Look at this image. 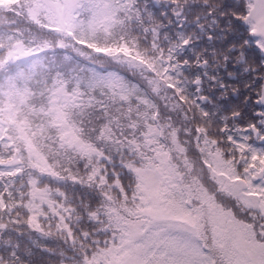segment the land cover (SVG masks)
Wrapping results in <instances>:
<instances>
[{"label": "snow or ice", "instance_id": "obj_1", "mask_svg": "<svg viewBox=\"0 0 264 264\" xmlns=\"http://www.w3.org/2000/svg\"><path fill=\"white\" fill-rule=\"evenodd\" d=\"M0 264H264V0H0Z\"/></svg>", "mask_w": 264, "mask_h": 264}]
</instances>
